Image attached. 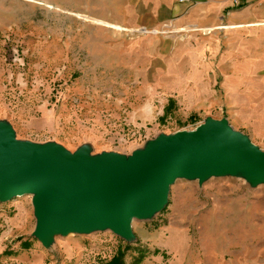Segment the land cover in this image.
Listing matches in <instances>:
<instances>
[{"label":"rangeland","instance_id":"1","mask_svg":"<svg viewBox=\"0 0 264 264\" xmlns=\"http://www.w3.org/2000/svg\"><path fill=\"white\" fill-rule=\"evenodd\" d=\"M119 3L0 0V120L17 139L130 154L159 134L230 117L227 104L194 107L188 93L189 83L202 76L193 75L194 66L205 64L224 94L219 60L226 37L216 31L217 39L204 44L207 35L194 25L126 26L116 21ZM256 52L240 57L256 65L249 72L256 86L246 113L254 118L232 122L264 150V126L258 125L264 44ZM169 190L163 210L133 219L131 241L110 229L93 230L56 234L48 247L32 235L33 194L1 201L0 264H186V251L161 244L173 229L189 236L200 264H264V183L252 186L228 174L202 183L177 179ZM217 245L222 248L212 250Z\"/></svg>","mask_w":264,"mask_h":264},{"label":"water","instance_id":"2","mask_svg":"<svg viewBox=\"0 0 264 264\" xmlns=\"http://www.w3.org/2000/svg\"><path fill=\"white\" fill-rule=\"evenodd\" d=\"M240 174L264 183V150L228 118H205L193 129L159 134L130 154L71 151L54 141L16 138L0 120V202L33 194L32 235L48 247L56 234L108 230L133 240V219L151 218L168 202L177 179Z\"/></svg>","mask_w":264,"mask_h":264},{"label":"crops","instance_id":"3","mask_svg":"<svg viewBox=\"0 0 264 264\" xmlns=\"http://www.w3.org/2000/svg\"><path fill=\"white\" fill-rule=\"evenodd\" d=\"M119 2L120 11L116 21L126 26L156 27L163 23L175 27L194 25L193 30H200L202 34L207 35L202 37L204 44L217 39L214 35L216 31L222 33L226 40L222 47L220 46L224 54L219 60V68L224 73L221 85L224 94L217 93L215 89L212 75L214 69L205 64L198 68L194 66L197 61L194 59L192 63L196 69L193 75L202 76H197L189 83V98L192 99L194 107L204 106L211 109L227 104L231 113L228 120L233 127L232 118L239 123L254 118L253 115L246 113L249 104L254 100L256 86L254 82L248 81L252 79L249 72H252L256 65L250 64L252 61H247L245 57H240L243 54L255 55L258 45L264 44V0H249L238 7L232 6L230 0H119ZM215 46L217 45L214 44L212 48ZM186 87L181 84L180 90L185 91ZM241 111L244 113L243 117ZM259 120L258 125L264 126V117H258ZM171 232L166 238H161L163 242L161 244L176 252L186 251L191 259L186 264H200L194 261L196 250L193 249L189 236L179 229H173ZM221 248V245H217L212 250Z\"/></svg>","mask_w":264,"mask_h":264},{"label":"built area","instance_id":"4","mask_svg":"<svg viewBox=\"0 0 264 264\" xmlns=\"http://www.w3.org/2000/svg\"><path fill=\"white\" fill-rule=\"evenodd\" d=\"M230 1H231V5L234 7H238L239 5H243L249 2V0H230Z\"/></svg>","mask_w":264,"mask_h":264},{"label":"trees","instance_id":"5","mask_svg":"<svg viewBox=\"0 0 264 264\" xmlns=\"http://www.w3.org/2000/svg\"><path fill=\"white\" fill-rule=\"evenodd\" d=\"M114 259H115V257L112 260H114Z\"/></svg>","mask_w":264,"mask_h":264}]
</instances>
